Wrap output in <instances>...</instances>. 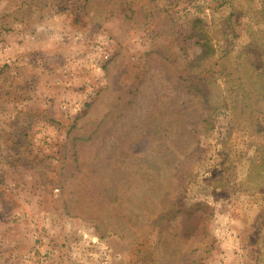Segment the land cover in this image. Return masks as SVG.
<instances>
[{
  "label": "rangeland",
  "instance_id": "374dc122",
  "mask_svg": "<svg viewBox=\"0 0 264 264\" xmlns=\"http://www.w3.org/2000/svg\"><path fill=\"white\" fill-rule=\"evenodd\" d=\"M0 264H264V0H0Z\"/></svg>",
  "mask_w": 264,
  "mask_h": 264
},
{
  "label": "trees",
  "instance_id": "16d2710c",
  "mask_svg": "<svg viewBox=\"0 0 264 264\" xmlns=\"http://www.w3.org/2000/svg\"><path fill=\"white\" fill-rule=\"evenodd\" d=\"M194 36L195 38H197L194 44L197 45L200 49L199 59L203 61L204 59L206 60V59L212 58L214 51L212 50V46L209 44L204 33L200 31L199 34H196ZM173 65L175 66L174 62H170L169 68H171ZM197 68H200V71H204V66H200L199 64H197V60L194 66L192 63H189V64L185 63L183 67L181 68L182 74L179 76V78H180V81L185 84L184 87H181V89H183L186 92V94L188 95L190 94V98L188 99V101L185 103H180L179 105L177 104L172 105L166 108V110H163L161 114L159 111H156V109L154 108V111L149 112V114L151 113H154V115L155 113L160 114L161 117H163L170 123L165 125V128L163 131H159L158 126L156 124L148 126L147 127L148 131L150 130L151 133L153 134L155 133V135L164 133L168 135L169 137H176V136L178 137L183 130L182 125L184 124V120L191 116H195L197 120L201 119L200 122L202 124V130L199 134H203V136H205L206 134L212 131L213 118L215 116L216 111L220 108V106L218 105V103L216 104L213 101V98L211 97V94L208 89L209 81H207L205 77L198 78L197 81L194 82L196 77H191L190 74L191 72H194ZM202 73H197L195 75L199 77L202 75ZM179 92L180 90L175 93L176 97H178L177 96L178 94H183ZM193 101L198 103L197 104L198 107L196 108L192 106L190 108H186V105L188 104L192 105ZM147 111L148 110H144L145 113H147ZM178 118H183V119L179 120ZM172 119H175V122H174L175 125L173 124ZM189 132L193 134L195 133L192 130ZM171 142H172V138L166 141V143L168 144H171ZM173 147H174V144L169 147V151H171ZM199 151H200V148L198 146V143L196 142V145L184 157V160L178 163L174 167L173 172L170 175V178L180 179V177L182 178V176L186 177L187 172L185 168L187 166V162L189 159L193 158L195 154L197 155Z\"/></svg>",
  "mask_w": 264,
  "mask_h": 264
},
{
  "label": "built area",
  "instance_id": "2783aa9c",
  "mask_svg": "<svg viewBox=\"0 0 264 264\" xmlns=\"http://www.w3.org/2000/svg\"><path fill=\"white\" fill-rule=\"evenodd\" d=\"M54 255V250L52 249H46L45 251L41 249V247L39 246H35L31 252H30V256L31 257H36L37 259H39L40 261H43V260H49L53 257ZM34 258V259H36ZM32 258L30 257H27L26 258V263H28L29 261H31Z\"/></svg>",
  "mask_w": 264,
  "mask_h": 264
}]
</instances>
